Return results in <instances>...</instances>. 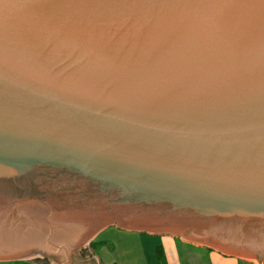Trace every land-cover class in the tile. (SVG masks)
I'll return each mask as SVG.
<instances>
[{"label":"water","instance_id":"1","mask_svg":"<svg viewBox=\"0 0 264 264\" xmlns=\"http://www.w3.org/2000/svg\"><path fill=\"white\" fill-rule=\"evenodd\" d=\"M116 224L264 264V0H0V261Z\"/></svg>","mask_w":264,"mask_h":264},{"label":"crops","instance_id":"2","mask_svg":"<svg viewBox=\"0 0 264 264\" xmlns=\"http://www.w3.org/2000/svg\"><path fill=\"white\" fill-rule=\"evenodd\" d=\"M105 232H107L108 236L104 237V239H99L98 237ZM91 242L98 244L92 247L90 245ZM157 247H160L161 251L158 252ZM103 248L104 250H102ZM116 249H118V256L112 259L114 261H106L102 253H114ZM37 257L32 256L31 258ZM70 264L256 263L246 257L225 253L204 245L192 244L180 236L153 231L124 229L123 226L116 224L105 226L96 232L88 243L77 250Z\"/></svg>","mask_w":264,"mask_h":264},{"label":"rangeland","instance_id":"3","mask_svg":"<svg viewBox=\"0 0 264 264\" xmlns=\"http://www.w3.org/2000/svg\"><path fill=\"white\" fill-rule=\"evenodd\" d=\"M115 228V227H114ZM109 230H112V229H109ZM116 230V229H115ZM108 232V231H107ZM107 232H105V233H102L98 238L99 239H104V237H107L108 235H107ZM118 242H120L119 240H118ZM102 250H104V248L102 249ZM110 252V251H109ZM101 253H102V251H101ZM118 249H116L115 251H114V253H102L104 256H105V260L106 261H114V260H112V259H114V257H116V256H118ZM28 260H31V261H33V262H35L36 264H49V261H50V258H43V257H40V256H38L37 258H27Z\"/></svg>","mask_w":264,"mask_h":264},{"label":"trees","instance_id":"4","mask_svg":"<svg viewBox=\"0 0 264 264\" xmlns=\"http://www.w3.org/2000/svg\"><path fill=\"white\" fill-rule=\"evenodd\" d=\"M96 242H91L90 245L93 247L97 245ZM158 252L161 251L160 247H157ZM0 264H36L35 262L28 260V259H22V260H8V261H0Z\"/></svg>","mask_w":264,"mask_h":264}]
</instances>
